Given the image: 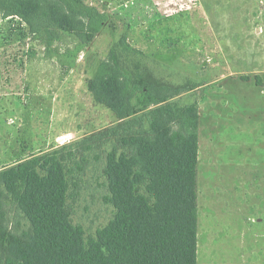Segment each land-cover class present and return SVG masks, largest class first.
I'll return each instance as SVG.
<instances>
[{
	"label": "rangeland",
	"instance_id": "obj_1",
	"mask_svg": "<svg viewBox=\"0 0 264 264\" xmlns=\"http://www.w3.org/2000/svg\"><path fill=\"white\" fill-rule=\"evenodd\" d=\"M84 1L108 17L89 44L62 31L49 48L20 18L0 15V171L75 154L71 220L87 239L109 225L112 139L85 142L120 123L89 90L115 51L125 68L187 89L171 103L198 106L199 264H264V0ZM9 212L10 228H29Z\"/></svg>",
	"mask_w": 264,
	"mask_h": 264
},
{
	"label": "trees",
	"instance_id": "obj_2",
	"mask_svg": "<svg viewBox=\"0 0 264 264\" xmlns=\"http://www.w3.org/2000/svg\"><path fill=\"white\" fill-rule=\"evenodd\" d=\"M47 47L62 31L91 43L108 17L84 0H0ZM126 53L136 54L128 45ZM120 123L86 140L112 139L106 155V202L114 219L86 238L68 209L62 150L0 171V264H198L199 109L170 100L187 91L125 68L113 51L89 84ZM11 208L28 222L10 228Z\"/></svg>",
	"mask_w": 264,
	"mask_h": 264
},
{
	"label": "crops",
	"instance_id": "obj_3",
	"mask_svg": "<svg viewBox=\"0 0 264 264\" xmlns=\"http://www.w3.org/2000/svg\"><path fill=\"white\" fill-rule=\"evenodd\" d=\"M199 159H200V148H199ZM198 196H199V192H198ZM198 205H199V199H198ZM199 218H200V209H199ZM198 231H199V229H198ZM198 237H199V234H198ZM198 264H199V244H198Z\"/></svg>",
	"mask_w": 264,
	"mask_h": 264
},
{
	"label": "built area",
	"instance_id": "obj_4",
	"mask_svg": "<svg viewBox=\"0 0 264 264\" xmlns=\"http://www.w3.org/2000/svg\"><path fill=\"white\" fill-rule=\"evenodd\" d=\"M62 139L65 140V141H67V140H69V136H66V137H64Z\"/></svg>",
	"mask_w": 264,
	"mask_h": 264
}]
</instances>
